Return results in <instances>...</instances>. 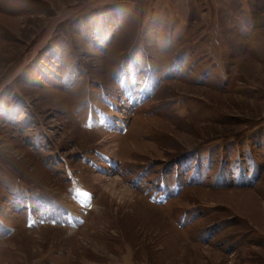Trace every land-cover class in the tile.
<instances>
[{"label": "rangeland", "instance_id": "obj_1", "mask_svg": "<svg viewBox=\"0 0 264 264\" xmlns=\"http://www.w3.org/2000/svg\"><path fill=\"white\" fill-rule=\"evenodd\" d=\"M0 264H264V0H0Z\"/></svg>", "mask_w": 264, "mask_h": 264}, {"label": "bare ground", "instance_id": "obj_2", "mask_svg": "<svg viewBox=\"0 0 264 264\" xmlns=\"http://www.w3.org/2000/svg\"><path fill=\"white\" fill-rule=\"evenodd\" d=\"M113 140L115 141L116 137H114ZM94 178L97 179L98 182H101V183H105V181H106L105 178H103V177L95 176ZM127 193H129V192H127Z\"/></svg>", "mask_w": 264, "mask_h": 264}]
</instances>
